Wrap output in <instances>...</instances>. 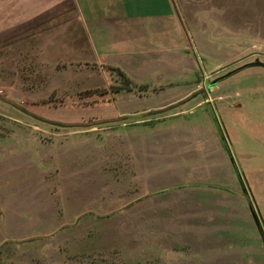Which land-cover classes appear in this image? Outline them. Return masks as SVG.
Here are the masks:
<instances>
[{
    "label": "rangeland",
    "instance_id": "1",
    "mask_svg": "<svg viewBox=\"0 0 264 264\" xmlns=\"http://www.w3.org/2000/svg\"><path fill=\"white\" fill-rule=\"evenodd\" d=\"M146 2L156 7L157 21L146 25L155 39L148 35L123 63L97 48L71 52L68 43L47 63L36 50L17 57L13 40L1 41L0 264H23L16 259L27 255L36 218L65 221L108 194V146L133 138L168 146L195 130L204 143L226 145L231 175L221 190L236 231L232 238L225 230L226 244L212 249L209 261L180 254L177 263L264 264V0ZM73 17L68 6V24ZM63 32L57 34L68 41ZM157 117H169L164 122L179 129L178 138H136L140 131L132 127L125 135L120 129L75 135ZM171 185L164 178L160 191H173ZM152 250L141 264H177L161 253L149 256ZM85 255L81 264H105Z\"/></svg>",
    "mask_w": 264,
    "mask_h": 264
},
{
    "label": "crops",
    "instance_id": "2",
    "mask_svg": "<svg viewBox=\"0 0 264 264\" xmlns=\"http://www.w3.org/2000/svg\"><path fill=\"white\" fill-rule=\"evenodd\" d=\"M63 1L0 0V43L10 38L19 47H14L17 57L23 54L29 58L33 56L31 50H36L47 63L51 54L66 50V43L71 45V52L97 48L123 63L126 56L143 47L148 35L155 39L154 33L146 32V25L157 21L156 7L146 0ZM67 4L74 14L70 24L66 21ZM63 23L64 32L58 29ZM61 32L68 41L58 36ZM168 119H135L101 131L94 127L79 129L75 135L78 140L87 139L86 135L109 129H120L125 135L132 127L140 131L136 138L153 134H177L178 138L179 129L164 122ZM218 135L220 138L219 131ZM196 137L195 130L184 136L182 143L170 142L168 146L144 139L133 143L135 138L130 142L125 139L122 147L108 146L107 161H103L110 169L108 194L94 196L90 209L69 212L65 221L36 218L30 229L36 234L28 239L27 255L16 260L23 264H81L89 253L105 264H141L153 249L149 256L159 258L161 253L176 263L180 254L209 261L211 250L226 244V229L232 230L235 238L231 218L235 213L227 208L230 199L221 190L229 172L222 152L226 145L204 143ZM223 149L230 160L226 147ZM81 154L78 152V168L84 161ZM96 160L101 161V156L96 155ZM164 178L170 185L175 182L173 191H160Z\"/></svg>",
    "mask_w": 264,
    "mask_h": 264
}]
</instances>
